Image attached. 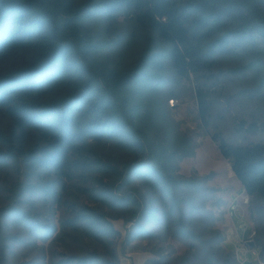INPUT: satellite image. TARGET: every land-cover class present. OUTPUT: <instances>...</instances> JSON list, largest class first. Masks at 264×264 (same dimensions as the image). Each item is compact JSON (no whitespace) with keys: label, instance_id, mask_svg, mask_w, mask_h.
<instances>
[{"label":"trees","instance_id":"obj_1","mask_svg":"<svg viewBox=\"0 0 264 264\" xmlns=\"http://www.w3.org/2000/svg\"><path fill=\"white\" fill-rule=\"evenodd\" d=\"M120 17L139 30L126 46L112 36ZM218 73L254 83L244 93L264 129V0H0V264H24L10 260L24 234L63 233L95 248L47 264H121L115 220L125 245L156 237L151 224L199 240L203 181L178 173L195 148L162 98L192 76L209 127ZM211 138L251 199L264 258V142H229L216 127ZM205 264L234 262L210 252Z\"/></svg>","mask_w":264,"mask_h":264},{"label":"rangeland","instance_id":"obj_2","mask_svg":"<svg viewBox=\"0 0 264 264\" xmlns=\"http://www.w3.org/2000/svg\"><path fill=\"white\" fill-rule=\"evenodd\" d=\"M138 32L136 27L120 17L118 28L112 36L124 37V46H126L127 40L131 41ZM114 34H118V37ZM220 69L226 70V68ZM217 72L218 70L215 71L216 74ZM218 77L217 84L211 86L213 107L209 127L199 116L195 80L192 76L190 79H182L180 84L175 86L174 97L170 96L168 91L162 98V106L174 134L177 137H188L195 148L193 157L185 158L180 162L178 173L186 179L196 178L203 181L201 188L195 193L200 207L195 229L200 239L187 241L164 236L159 233V225L151 224L149 228L157 232L156 237L134 240L129 245H125L127 225L122 220H115L113 224L120 232L116 240V250L121 264H205L210 252L220 254L231 249V246L226 245L223 240L217 244L213 242L217 239L218 233L224 235L228 224L227 205L243 187L235 178L229 162L223 158L212 140L211 133L216 127L227 141L248 144L264 142V129L259 119L261 105L244 93V90L254 86V83L243 78H229L223 73H218ZM254 121L258 124V130L248 131L249 125ZM7 198L8 194L1 193L0 204L7 201ZM250 203L249 197V206ZM23 238L25 244L21 242L13 247L11 261L47 264L61 256L83 254L95 248V244L90 240L67 233L47 241L28 239L25 234ZM211 244L214 246L211 247Z\"/></svg>","mask_w":264,"mask_h":264},{"label":"built area","instance_id":"obj_3","mask_svg":"<svg viewBox=\"0 0 264 264\" xmlns=\"http://www.w3.org/2000/svg\"><path fill=\"white\" fill-rule=\"evenodd\" d=\"M249 196L244 188L234 195L227 205L228 224L224 243L230 245L234 264H264L261 248L256 243L250 247L248 241L256 242L257 230L248 212Z\"/></svg>","mask_w":264,"mask_h":264},{"label":"water","instance_id":"obj_4","mask_svg":"<svg viewBox=\"0 0 264 264\" xmlns=\"http://www.w3.org/2000/svg\"><path fill=\"white\" fill-rule=\"evenodd\" d=\"M250 247H255L256 242L254 240L248 241Z\"/></svg>","mask_w":264,"mask_h":264}]
</instances>
